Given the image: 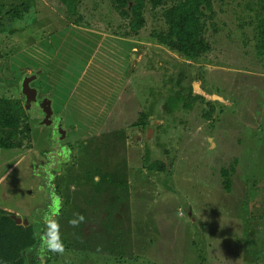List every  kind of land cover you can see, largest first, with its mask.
<instances>
[{
    "label": "rangeland",
    "instance_id": "obj_1",
    "mask_svg": "<svg viewBox=\"0 0 264 264\" xmlns=\"http://www.w3.org/2000/svg\"><path fill=\"white\" fill-rule=\"evenodd\" d=\"M34 1L25 12L0 0L8 21L0 27V95L23 99L22 77L40 71L32 86L49 96L60 134L26 110L32 146L0 148V208L28 223L41 219L48 253L57 242L104 251L109 241L112 255L137 257L125 264H199V255L203 264H256L264 256V231L254 232L264 210V60L254 40H242V30L255 32L249 0H214L215 23L204 33L211 48L180 63V85V60L148 40L165 27V6L146 0L134 32L112 0H79L74 11L60 0ZM101 56L108 81L97 74ZM190 85L217 94L191 99ZM51 139L69 146L65 161L54 163L61 150H51ZM145 145L151 161H170L167 170L143 165ZM232 164L227 193L219 169ZM77 215L84 221L73 227Z\"/></svg>",
    "mask_w": 264,
    "mask_h": 264
},
{
    "label": "trees",
    "instance_id": "obj_2",
    "mask_svg": "<svg viewBox=\"0 0 264 264\" xmlns=\"http://www.w3.org/2000/svg\"><path fill=\"white\" fill-rule=\"evenodd\" d=\"M16 1L20 2L21 11H29L30 7L35 2L34 0H8V4L12 5ZM79 0H60V2L69 11H74L76 4ZM153 6H165L162 9L161 15L165 24L164 28L155 29L152 31L149 42L156 43L160 45L162 49H167L172 51L176 55V62L174 67L178 68V74L176 81L180 85V80L184 78V72L180 68V63L193 64L200 60L202 56L209 48H211L210 41L204 36L206 28L214 26V0H148ZM220 2L221 4L225 3ZM146 0H112L114 7L119 10L120 15L128 17L130 19V27L134 32L138 31L143 25L144 19L142 17L143 8L145 6ZM36 3V2H35ZM245 5L250 9L251 13L254 14V21L250 20L253 24V29L255 32L253 35L249 36L242 30V40L247 43L249 40H254V47L256 49L255 53L258 57L264 60V0H249ZM15 7V6H14ZM13 7H11L12 9ZM3 10L2 4L0 5V14ZM15 14V13H14ZM1 19V18H0ZM6 20H0V27L5 28ZM14 27H12L13 30ZM213 30L216 31L215 27ZM54 34L48 35L49 39L54 38ZM52 41V40H51ZM133 51V50H132ZM135 54V53H134ZM179 63V64H178ZM33 72H36L33 70ZM32 72V73H33ZM40 74V71L39 73ZM36 74V76H38ZM37 79V78H35ZM34 79V80H35ZM33 80V81H34ZM39 80V79H38ZM32 81V82H33ZM32 85V83H31ZM36 86V85H35ZM37 88V87H36ZM192 85L189 86V97L194 99L196 97H202L200 95L192 93ZM38 90V89H37ZM39 94H40V90ZM45 92V91H44ZM46 93V92H45ZM41 95H47L46 94ZM22 96V93H20ZM171 99L173 96H170ZM169 97V98H170ZM168 98V96L166 97ZM146 119V117H145ZM141 125V124H140ZM143 129V125H141ZM31 131L32 125L28 116L26 115V109L23 105V99L19 97L8 98L5 95H0V148L3 149H25L30 148L31 144ZM106 136H108L106 134ZM29 146V147H28ZM32 148V147H31ZM68 149L69 146H68ZM77 149V148H76ZM177 149V148H176ZM176 149L174 151H176ZM145 153L143 156V165L151 172L164 171L170 166V161L167 162L166 158L157 156L152 161L150 160L151 155H153L151 150L145 145ZM98 152V149H92V153ZM83 150L80 151V154ZM68 155V153L66 152ZM70 154V153H69ZM88 155L84 159L80 157L78 161L74 159L75 162H81L87 159ZM152 159V158H151ZM82 160V161H81ZM93 167V163L90 168ZM234 164L228 167H220V175L222 178V184L224 190L229 193L232 186V174L234 171ZM94 173L101 174L98 169H93ZM135 175V174H134ZM116 189L121 186L123 179L116 178ZM125 186V190L127 185ZM123 191V190H122ZM117 190L113 192L112 198H117ZM53 202V197H51ZM13 213L0 208V264H40V260L43 259L48 251L43 247H40V242L45 240L42 233L41 219L40 222L32 223V221L27 225L17 224L10 216ZM259 222L261 226H257L258 230L254 232L264 231V210L262 214L258 215ZM40 223V227L38 225ZM40 230V232H39ZM252 233V232H251ZM45 242V241H44ZM104 251L100 250L99 246L89 247H77L73 250L71 247L63 246L62 252H57L50 248V252L46 255L48 264H60L61 261H67L69 264H86L88 261L94 262L96 260L99 264H113L116 262L123 264L126 258L122 256L121 252L112 255L109 241L105 243ZM109 246V247H108ZM108 247V248H107ZM78 252L73 254V257H69V252ZM95 252V253H91ZM88 252V255L85 253ZM108 252V253H107ZM114 252V251H113ZM38 253L42 254V257H38ZM110 253V254H109ZM111 261H109L110 256ZM89 257V258H88ZM201 261L199 264L205 262V257L200 256ZM137 257L130 258L131 260ZM261 258V260H260ZM88 260V261H87ZM203 262V263H202ZM256 264H264V256H259L255 261ZM187 261H183V264H187Z\"/></svg>",
    "mask_w": 264,
    "mask_h": 264
},
{
    "label": "water",
    "instance_id": "obj_3",
    "mask_svg": "<svg viewBox=\"0 0 264 264\" xmlns=\"http://www.w3.org/2000/svg\"><path fill=\"white\" fill-rule=\"evenodd\" d=\"M39 73V71L37 72H33L30 75H24L22 77V81L20 82V87H21V93L24 96V108L28 109L30 107V103L32 101H36V88L30 86V82L33 81L36 78V74ZM196 91L197 93H200V95H203L205 97H210L207 93H204V91H202L200 88L196 87V85H193V92ZM195 93V92H194ZM215 96V95H213ZM218 97V96H216ZM38 103V107L39 109H41L40 114H44L43 118L40 121V124H45V125H49L50 124V117L52 114V108H51V101L49 96L47 95L46 97H44L43 99H40V102ZM44 104V106H43ZM58 118V117H55ZM186 210V209H185ZM188 214L190 215L191 213L188 211ZM17 224H22V225H27L28 221L27 219H22L21 217H18L17 215L11 214L10 216Z\"/></svg>",
    "mask_w": 264,
    "mask_h": 264
},
{
    "label": "flooded vegetation",
    "instance_id": "obj_4",
    "mask_svg": "<svg viewBox=\"0 0 264 264\" xmlns=\"http://www.w3.org/2000/svg\"><path fill=\"white\" fill-rule=\"evenodd\" d=\"M31 83L32 82H30V86H32L31 85ZM33 87V86H32ZM36 101H32L31 103H30V107H29V111H31V112H33V113H35L36 114V116L39 118V121L43 118V116H44V114H40V112H41V109H39V107L37 106L38 105V103L37 102H40V99H43L44 98V96H40L39 97V91L36 89ZM23 102H24V96H23ZM37 104V105H36ZM43 106H44V104H43ZM37 109V110H36ZM40 116H41V119H40ZM55 116H57L58 117V115H56V114H54V112L52 113V115H51V117H50V124H49V126L52 128V129H54L53 130V135H56V136H59V134H60V130H59V127H58V125L56 124V122L55 121H57L60 125H61V118L60 117H58V118H55ZM38 121V122H39ZM53 141V140H52ZM53 143H54V149H60L61 151H57L56 152V154L54 155V157H56V159L54 160V163H55V161H56V164H58L59 162H61V161H65L66 160V158L67 157H69V152H70V149H68V147H67V145H63V148H61V145L60 144H57L56 142H54L53 141ZM64 150L68 153V155L67 156H65V152H64ZM56 151V150H55ZM43 155H45V153H43Z\"/></svg>",
    "mask_w": 264,
    "mask_h": 264
},
{
    "label": "clouds",
    "instance_id": "obj_5",
    "mask_svg": "<svg viewBox=\"0 0 264 264\" xmlns=\"http://www.w3.org/2000/svg\"><path fill=\"white\" fill-rule=\"evenodd\" d=\"M29 75H30V74H29ZM31 82H32V81H31ZM197 94H199V93H197ZM28 109H29V108H28ZM28 109H26V110H28ZM52 113H53V110H52ZM51 115H52V114H51ZM55 117H57V116H55ZM41 125H43V124H41ZM44 125H45V124H44ZM51 140H52V139H51ZM52 143H53V141H52ZM64 144H65V143H64ZM53 145H54V143H53ZM65 145H66V144H65ZM54 146H55V145H54ZM54 146L52 147L51 150L54 149ZM67 147H68V145H67ZM51 150H50V151H51ZM45 153H46V152H45ZM69 153H70V152H69ZM82 221H84V216H83V215H77L76 218H74V219H69L68 223H69L71 226L76 227V226H78L79 223L82 222ZM53 231H54V232L56 231V226H53ZM57 240H58V235H57ZM52 250L57 251V252H62V251H63V246H62L61 243L57 242V243L53 246Z\"/></svg>",
    "mask_w": 264,
    "mask_h": 264
},
{
    "label": "crops",
    "instance_id": "obj_6",
    "mask_svg": "<svg viewBox=\"0 0 264 264\" xmlns=\"http://www.w3.org/2000/svg\"><path fill=\"white\" fill-rule=\"evenodd\" d=\"M165 50V49H164ZM166 51V50H165ZM168 51V50H167ZM104 59L102 58V56L100 57V59L97 60V64L101 67V64L103 63ZM98 70V67L96 68V71ZM99 76V78L103 79L106 78L108 81V76L105 74V71L103 69V67H101V73H97ZM205 93V92H204ZM212 94H208L209 96L212 95L211 97H214L213 95L217 94L215 92H211ZM200 95V94H199ZM207 98V97H206ZM221 99H223L221 96H220Z\"/></svg>",
    "mask_w": 264,
    "mask_h": 264
}]
</instances>
